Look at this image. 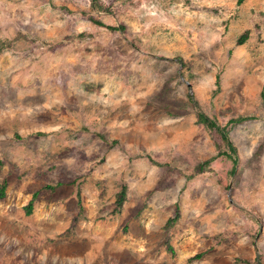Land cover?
Masks as SVG:
<instances>
[{
  "label": "rangeland",
  "instance_id": "374dc122",
  "mask_svg": "<svg viewBox=\"0 0 264 264\" xmlns=\"http://www.w3.org/2000/svg\"><path fill=\"white\" fill-rule=\"evenodd\" d=\"M5 181L0 264H264V0H0Z\"/></svg>",
  "mask_w": 264,
  "mask_h": 264
},
{
  "label": "trees",
  "instance_id": "16d2710c",
  "mask_svg": "<svg viewBox=\"0 0 264 264\" xmlns=\"http://www.w3.org/2000/svg\"><path fill=\"white\" fill-rule=\"evenodd\" d=\"M108 27L110 29H119V28L124 29L125 28L124 26H118V27H116V26H108ZM248 37H249V32H246L245 34H243L240 37L239 42L240 43L244 42ZM199 119L201 120V122L205 123L206 125H208L210 127L217 126L214 121H212L211 119H209L203 113H199ZM245 119H247V118L241 117L239 119H235L234 121H244ZM218 129L220 130L221 136L223 137V139L225 140V142L230 146V150L233 151V152H235L236 151V147L230 142V140L228 138V135H227V132L226 131L222 132V129L221 128H218ZM207 162H209V160ZM6 187H7V182L5 181L0 186V199L5 196V189H6ZM36 196H37V192L34 194V198L31 200V202H30V204L28 206V213H31V210L33 208V202H34V199H35ZM126 196H127V192H126V187L124 186L123 189L120 191V193L118 195L117 208H116L117 210L120 209L119 207H121L123 205L124 201L126 200ZM178 218H179V214L177 213V215H176L175 218H172V220L168 221L167 226L171 225ZM168 248H169L170 251H172V247L170 245H168ZM201 255L202 254H198L197 256L199 257Z\"/></svg>",
  "mask_w": 264,
  "mask_h": 264
}]
</instances>
